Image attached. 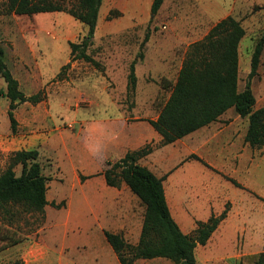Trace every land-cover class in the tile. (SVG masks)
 <instances>
[{"label":"rangeland","instance_id":"rangeland-1","mask_svg":"<svg viewBox=\"0 0 264 264\" xmlns=\"http://www.w3.org/2000/svg\"><path fill=\"white\" fill-rule=\"evenodd\" d=\"M65 2L73 3L72 0ZM3 3L4 0H0V6ZM134 3L135 0H102L96 35L87 50V54L100 64V69L78 61L74 68L69 64L62 76L51 82L50 79L59 72V65L68 58L69 43H78L85 36L86 27L65 13H40L30 16L0 14V43L6 51L5 64L7 68L13 67L12 51L20 40L30 41L41 52L37 65L42 82L48 83L46 90L52 99L63 96L65 106L55 110V103L52 101L54 109L51 113L54 114V121L82 122L120 117L122 114L129 117L137 114L144 121L145 116H154L158 111L132 112V98L126 97L123 85L134 54L132 51L136 50L146 28H149L152 39L164 40L169 45L175 44V48L173 56L166 52L164 59L146 64L141 71L145 77L153 72L167 74L171 78L177 75L178 66L183 61L188 45L199 39L213 23L227 16L239 20L245 30L238 55L247 64V68L254 46L264 32V0H164L156 15L150 12L152 0L138 2L137 7ZM167 49L171 51L172 47H165L166 51ZM242 70L238 78L239 90L244 89L248 73L245 69ZM4 85V80L0 77V92H3ZM252 90L256 101L255 108L264 105V59L252 83ZM5 107L6 100L0 95V122H8L4 113ZM218 122L247 120L238 117L231 109ZM219 142H209L206 136L185 138L175 145L176 150H180L179 160H169L172 150L165 159L164 166L168 170L165 179L183 168L201 170L198 177L204 181L197 185V189L182 191L177 199L173 190L167 191L171 212L179 221L182 230L192 232L196 221L207 219L210 213L218 216L225 207L227 217L231 215L233 220L241 219L240 223L235 221L234 224L223 221L207 244L196 248V264H238L242 256L249 255L242 249V245L249 241L255 242L264 235V146L252 150L240 139L227 145L221 140L223 148L235 145L238 151L244 148L247 158L240 170L234 153L227 158L215 150ZM198 147L208 155L207 158L195 155L194 150ZM238 205L239 208L244 206L242 217L236 215ZM201 207L203 215L200 214ZM63 208L66 206L53 209L60 211ZM130 209L131 216L125 219L123 209L122 217L108 223L104 231L120 234L128 244L136 245L144 207L138 200L136 204L132 203L131 207H127V210ZM57 211L54 213H59ZM71 213L68 231H65L60 222H56V216L54 218L49 214L51 221H47L45 216L42 219L20 211L13 218L0 216V264H12L17 260L27 264L26 260L31 259L32 253L38 260L28 264H119L114 252L101 244L102 230L96 222L98 216L94 214L93 208L73 207ZM87 223L90 224L88 230L83 228V224ZM72 226L75 228L72 229ZM87 233L91 237L92 245L77 244V240L74 241L77 245H66L71 238L80 239ZM13 240H18L19 243L12 244ZM31 245L34 246L30 247ZM135 264L173 263L165 259H154L139 260Z\"/></svg>","mask_w":264,"mask_h":264},{"label":"trees","instance_id":"trees-1","mask_svg":"<svg viewBox=\"0 0 264 264\" xmlns=\"http://www.w3.org/2000/svg\"><path fill=\"white\" fill-rule=\"evenodd\" d=\"M4 0L0 14L34 15L40 13H65L78 21L87 31L78 43L70 42V62L83 61L100 69V64L87 54L93 43L102 0ZM164 0H153L150 12L156 15ZM245 30L239 20L231 16L220 20L201 40L189 46L176 81L168 85L165 78L158 84L162 90L170 89L167 101L161 107L155 121L148 120L161 136L160 146L173 144L187 135L217 122L232 109L241 119L247 120L244 143L256 150L264 146V106L254 109L255 97L251 83L258 75L260 58L264 51V32L256 42L250 71L242 91H238V49ZM149 39V29L139 45L135 59L130 63L127 75L126 97L133 98L137 84L135 66L143 59V48ZM4 49L0 43V77L6 85L0 95L8 99L7 117L12 132L16 121L17 105L36 104L43 98L38 92L25 96L4 61ZM62 67L57 77L69 67ZM153 147L129 152L115 163H108L104 172L106 184L119 188L124 183L144 207L139 239L136 245L128 244L120 234L105 231L106 242L117 257L119 264H135L139 260L165 259L173 264H196L195 250L204 247L218 226L227 217V207L221 214L210 215L206 221H196L192 232L185 234L169 211L163 178H157L138 161L150 154ZM196 161L201 162L197 157ZM20 166L21 173L14 169ZM48 178L42 173L37 151H20L12 154L7 167L0 173V216L13 218L17 212L44 218L47 205ZM236 187L238 184L232 182ZM264 203V200H262ZM64 204L52 205L59 208ZM19 241H12L17 244ZM12 264H23L20 260ZM238 264H264V252L244 255Z\"/></svg>","mask_w":264,"mask_h":264},{"label":"crops","instance_id":"crops-1","mask_svg":"<svg viewBox=\"0 0 264 264\" xmlns=\"http://www.w3.org/2000/svg\"><path fill=\"white\" fill-rule=\"evenodd\" d=\"M143 1L145 0H135V7H137L138 2L142 3ZM131 7H133V2ZM217 22L213 23L199 39L191 42L188 45L187 50L190 45L201 41ZM148 29L149 28H146V31ZM95 35L96 31L94 33V36ZM168 43L169 42L161 39H152L149 32V39L143 48V59L135 66L137 84L135 95L130 103V110L132 112L139 110L145 112L152 110L158 111L154 116H145L144 121H141L142 117L137 114V116L135 115L134 117L122 114L120 117L83 120L82 122L54 121V114L51 113L54 109L53 103H55V110L58 108L63 109L65 106L63 103V96L60 95L59 97L52 99L46 90L48 83L45 84L42 82L39 67L37 65V59L41 52L35 49L34 45L27 40H20L18 44L14 45L12 51L11 62L13 63V67L8 68V70L13 78L17 80L19 89L28 97L35 95L38 92H42L43 98L36 104L24 102L17 105L13 112L16 121L15 132H12L9 120L8 122H0V173L7 167L9 158L12 154L20 151H37L38 161L42 167V173L48 178L46 191L47 205L44 208V216L46 217V220L51 221L52 218L50 219L49 216L54 218L56 216V222H60L61 226L65 228V231H68L69 229L67 227H69L72 215L71 208H93L94 214L98 216L96 222H98V225L102 230L103 236L101 238V244L105 245L109 250L111 247L107 246L108 243L106 244L104 241L106 240L104 230L108 227V223L113 222L116 218L118 219L122 217L123 209L125 210V213L123 214L125 219L129 215L131 216L132 209L127 210V207H131L132 203L136 204L138 198L131 193L130 189L124 183H122L119 188H113L106 184L104 172L108 168V163H115L122 159L127 153L141 150L149 145L153 147L152 152L141 158L138 161V164L147 168L157 178H163L168 173V170L165 169L164 166L168 152L172 150L171 158L169 160H174L176 158L179 160L181 155L180 150H176L175 145L185 138H197L203 136L208 137L209 142L219 140L220 144H217V146L214 144L216 146L215 150L220 151L224 157L228 158L230 154L234 153V159L238 161L237 163L239 164L240 170L243 169L247 158L244 148L238 151L237 145L230 148H223L221 145V140L225 142L226 145L231 141H235V139H240L243 143L247 130V122H218L223 115L217 122L211 123L210 125L177 140L173 144L160 146L162 138L149 124L148 120L155 121L157 119L159 111L167 101L171 91L170 89L162 90L158 82L162 78H165L168 85L174 84L185 56L181 65L179 64L178 66L177 75L172 78L167 74L159 75L153 72H149L145 77L141 70L146 64H152L155 60L164 59L166 52L169 56H173L175 44L169 45ZM139 45L136 46L134 52L132 51L134 54L130 59L131 62L135 59L139 51ZM165 47H172V50L170 51L167 49L166 51ZM5 56L6 51L4 50V57ZM177 56H179V52H177ZM263 59L264 51L260 58V64ZM241 60L242 59L239 57L238 78L239 74L243 71L242 69H245L248 73L250 71V62L247 68V64L243 63V60ZM76 62L78 61L70 62V55H68V58L64 63L59 65V72L50 79L49 82L57 78L62 67L70 63L71 67L74 68ZM127 75L128 72L125 75V83L123 85L125 94ZM254 79L252 80V83ZM3 87L4 92L6 85ZM238 91L242 90H239L238 88ZM3 98L6 100L4 113L7 117L9 101L5 97ZM52 101L54 102L52 103ZM114 106L118 109L116 105ZM263 106L264 105L258 108H255L254 106V109H259ZM55 116L57 117L56 114ZM69 125H72L73 128H68ZM194 153L199 158L208 157L200 147L196 148ZM14 172L19 176L21 173V167L17 166L14 169ZM200 174L201 170H185L182 168L179 171H175L163 181V188L169 211L179 227V221L171 212L167 198V191L173 190L177 199V196H179L182 191L190 190L191 188L197 189L196 187L198 184L201 182L204 183L203 178L201 179L198 177ZM206 180H208V178ZM204 189L203 191H206ZM59 204H64L66 208H63L60 211L54 210L52 205ZM197 206L199 205L197 204ZM237 207L239 210H237L236 215L242 217L241 213L244 211L242 207L244 206L242 205L241 208H239L238 205ZM52 209L59 213H54ZM200 214H204L202 207L200 208ZM212 214L213 213H210L209 216ZM58 215L60 216L58 217ZM208 218L209 217H207V219ZM232 218L233 217L230 215L226 217L224 221L232 224H234L235 221L240 223L241 219L233 220ZM207 219L205 218L200 221H206ZM83 225L84 229H89V223ZM74 228L75 227L72 226V229ZM180 229L182 230L181 227ZM182 232L185 234L190 233L185 232L184 230H182ZM226 232L228 233V231ZM72 239L73 238L70 239V242L68 241L69 243L66 242L67 246L69 244L77 245L84 243L92 245L89 233H87L86 236H82L80 239ZM74 241H76L77 244ZM32 246L34 245H31L30 247ZM242 249L246 254L264 252V235L262 234L255 242L249 241L242 245ZM36 260H38V258L32 253L31 259L29 258L28 261L26 260V263H32Z\"/></svg>","mask_w":264,"mask_h":264},{"label":"built area","instance_id":"built-area-1","mask_svg":"<svg viewBox=\"0 0 264 264\" xmlns=\"http://www.w3.org/2000/svg\"><path fill=\"white\" fill-rule=\"evenodd\" d=\"M68 128H73V126L72 125H69Z\"/></svg>","mask_w":264,"mask_h":264},{"label":"bare ground","instance_id":"bare-ground-1","mask_svg":"<svg viewBox=\"0 0 264 264\" xmlns=\"http://www.w3.org/2000/svg\"><path fill=\"white\" fill-rule=\"evenodd\" d=\"M242 59V58H241ZM242 61V60H241Z\"/></svg>","mask_w":264,"mask_h":264}]
</instances>
